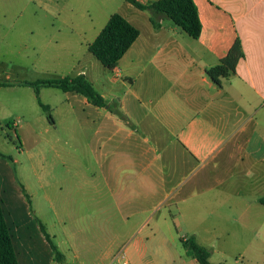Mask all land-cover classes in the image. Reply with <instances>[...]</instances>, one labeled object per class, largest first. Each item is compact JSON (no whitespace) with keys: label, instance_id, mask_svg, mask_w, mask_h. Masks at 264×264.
<instances>
[{"label":"crops","instance_id":"obj_1","mask_svg":"<svg viewBox=\"0 0 264 264\" xmlns=\"http://www.w3.org/2000/svg\"><path fill=\"white\" fill-rule=\"evenodd\" d=\"M194 2L197 38L166 16L154 28L150 10L129 8L120 14L139 34L113 69L102 70L91 57L73 62L72 76L83 74L107 103L97 106L62 91L70 119L61 124L64 138L82 153L68 150L62 157L67 181L75 183L33 190L23 175L19 186L0 157V200L18 264H109L106 252L82 244L85 237L73 226L88 218L112 241L117 225H128L130 234L146 228L160 238L162 225L174 217L201 227L207 239L226 232L219 227L264 215V0ZM237 40L243 57L215 84L207 69ZM110 80L122 87L116 101L107 100ZM10 81L0 86V101L2 90L22 86ZM38 220L62 262L54 259ZM196 230L186 228L181 237L189 231L200 243Z\"/></svg>","mask_w":264,"mask_h":264},{"label":"rangeland","instance_id":"obj_2","mask_svg":"<svg viewBox=\"0 0 264 264\" xmlns=\"http://www.w3.org/2000/svg\"><path fill=\"white\" fill-rule=\"evenodd\" d=\"M129 8L135 9L126 0H0V80L71 77L76 70L73 62L83 57H91L104 70L87 46L110 14L125 13ZM84 64L89 65L88 61ZM108 75L111 76L110 72ZM40 88L38 97L27 85L2 90L5 92L0 101V152L11 158L2 157L17 185L22 186L19 176L27 175L33 190L40 186L62 188L76 182L67 181L71 175L68 176L62 157L68 150L82 153L64 138L61 124L70 119L63 92L53 87ZM107 90L112 96L108 101H116L115 96L122 94V87H116L111 80L107 82ZM38 98L50 106L48 112L40 107ZM10 120H17L18 126L7 125ZM84 155L86 165L92 164L88 161L91 158L88 150ZM24 195L30 203L28 195ZM90 220L73 226L85 237L82 244L94 245L97 252L105 251L108 260L123 250L134 264H198L180 241L187 234L186 228L190 231L196 228L179 224L174 217H170L168 226L162 225L160 238L149 236L146 228L130 234L128 225H117L113 227L116 239L112 241H107L100 227L89 225ZM232 224L219 227L226 232L207 239H202L198 227L200 243L189 231L187 237H194L208 250L210 264H264V215L255 223Z\"/></svg>","mask_w":264,"mask_h":264},{"label":"trees","instance_id":"obj_3","mask_svg":"<svg viewBox=\"0 0 264 264\" xmlns=\"http://www.w3.org/2000/svg\"><path fill=\"white\" fill-rule=\"evenodd\" d=\"M134 7L141 10H150V22L154 28L159 27V17H168L182 31L192 38H197L201 33V22L199 19L197 5L194 0H155L149 4H143L138 0H126ZM139 30L131 24L123 15L114 12L109 15L105 24L100 29L95 38L88 44L89 52L106 68L113 69L121 56L130 47L137 38ZM243 57V52L239 41H235L229 48L225 56L219 62L207 69L209 78L215 84L220 83L221 78H225L234 72L237 62ZM11 82L0 80V86L9 85ZM20 85L31 86L34 89L36 97L40 87L58 88L63 92H76L86 97L88 102L104 106L106 101L97 92L93 85L83 74L63 77L61 79H40L36 81H15ZM40 107L48 112L49 106L42 103L38 98ZM50 120L51 116L48 114ZM7 122V125H10ZM1 157H6L0 153ZM24 192V191H23ZM28 198V197H27ZM259 202L264 204V197L259 198ZM40 229L48 241L57 262L64 260V255L58 250L52 242L49 234L46 232L44 225L38 220ZM187 254L191 255L198 264H210L209 252L199 245L194 237L180 238ZM0 264H18L15 249L12 244L9 227L6 223L1 200H0Z\"/></svg>","mask_w":264,"mask_h":264},{"label":"built area","instance_id":"obj_4","mask_svg":"<svg viewBox=\"0 0 264 264\" xmlns=\"http://www.w3.org/2000/svg\"><path fill=\"white\" fill-rule=\"evenodd\" d=\"M109 264H130L129 260L125 257L124 251H119L110 260Z\"/></svg>","mask_w":264,"mask_h":264}]
</instances>
